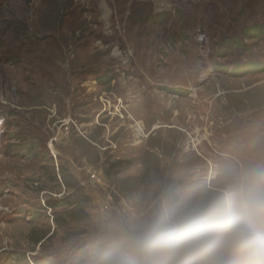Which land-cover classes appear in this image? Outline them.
Segmentation results:
<instances>
[{"label": "rangeland", "instance_id": "rangeland-1", "mask_svg": "<svg viewBox=\"0 0 264 264\" xmlns=\"http://www.w3.org/2000/svg\"><path fill=\"white\" fill-rule=\"evenodd\" d=\"M0 12L3 67L47 81L27 101L0 96V264H89L142 214L264 165V0H0ZM59 166L87 203H63L70 191L47 179ZM128 176L131 196L114 186Z\"/></svg>", "mask_w": 264, "mask_h": 264}, {"label": "clouds", "instance_id": "clouds-1", "mask_svg": "<svg viewBox=\"0 0 264 264\" xmlns=\"http://www.w3.org/2000/svg\"><path fill=\"white\" fill-rule=\"evenodd\" d=\"M110 264H264V165L128 223Z\"/></svg>", "mask_w": 264, "mask_h": 264}, {"label": "trees", "instance_id": "trees-1", "mask_svg": "<svg viewBox=\"0 0 264 264\" xmlns=\"http://www.w3.org/2000/svg\"><path fill=\"white\" fill-rule=\"evenodd\" d=\"M117 166L118 165H115V163H112L110 168ZM47 179L51 183L63 184L70 191V194L63 200L65 205L77 207L88 202L89 198L84 193L81 182L69 171L68 168L64 166L53 167L52 171L48 173ZM114 184V186H116L125 196L133 195L139 186V183L133 181L131 176L115 177ZM119 249L120 243L97 244L92 249V258L89 264H110V261L114 258Z\"/></svg>", "mask_w": 264, "mask_h": 264}, {"label": "bare ground", "instance_id": "bare-ground-1", "mask_svg": "<svg viewBox=\"0 0 264 264\" xmlns=\"http://www.w3.org/2000/svg\"><path fill=\"white\" fill-rule=\"evenodd\" d=\"M2 19V15H1V12H0V20ZM11 21V20H10ZM7 39V38H6ZM13 40V39H12ZM7 45V44H6ZM6 45H3V46H6ZM3 46H0V48ZM11 47V46H10ZM1 51V50H0ZM1 58V57H0ZM7 59V58H6ZM1 61V60H0ZM42 63V62H41ZM4 65V64H3ZM3 65L1 64L0 62V96H5V99H8V97L12 96L13 94L17 93L21 96H23V99L27 101L28 97L26 95H31L30 92H35L33 90H36L35 88H33L35 85L37 86L36 88L40 87V85H45L46 84V80L44 78V76H42V73L39 74L36 73L33 77V80L32 81H28V78L29 77H21L20 75H18L16 73V70H9V69H6L8 67L5 68V66L3 67ZM46 64H43V68L46 67L45 66ZM14 68V67H13ZM31 68V67H30ZM4 69V71H3ZM40 69V68H39ZM42 72V71H41ZM29 74V73H28ZM63 80V79H62ZM36 83V84H34ZM31 84H34L33 87H31ZM47 85V84H46ZM42 87V86H41ZM33 88V89H32ZM39 91H40V88H39ZM38 91V92H39ZM14 96V95H13ZM13 98V97H11ZM21 98V97H20ZM10 99V98H9ZM19 99V97H18ZM14 99H12L11 101H13ZM2 101V100H1ZM0 101V102H1ZM9 101V100H8ZM19 101V100H18ZM22 101V100H21ZM29 101V100H28ZM24 102V101H23ZM6 103V102H5ZM10 103V102H9ZM18 103V102H17ZM16 103V104H17ZM11 104V103H10ZM9 104V105H10ZM7 105V104H6ZM1 106V105H0ZM3 140L2 138L0 137V152L3 149ZM0 159H1V153H0ZM1 166V165H0ZM10 192H12V190H9ZM3 211L4 209L2 208V202L0 200V219L3 215Z\"/></svg>", "mask_w": 264, "mask_h": 264}]
</instances>
